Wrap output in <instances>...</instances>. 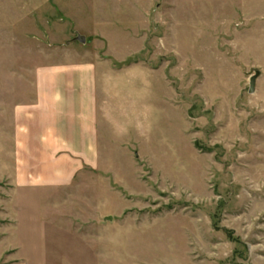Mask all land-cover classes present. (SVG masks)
I'll list each match as a JSON object with an SVG mask.
<instances>
[{"label": "rangeland", "instance_id": "rangeland-1", "mask_svg": "<svg viewBox=\"0 0 264 264\" xmlns=\"http://www.w3.org/2000/svg\"><path fill=\"white\" fill-rule=\"evenodd\" d=\"M82 59L102 162L21 189L3 151L0 264H264V0H0L3 150L35 70Z\"/></svg>", "mask_w": 264, "mask_h": 264}, {"label": "crops", "instance_id": "crops-1", "mask_svg": "<svg viewBox=\"0 0 264 264\" xmlns=\"http://www.w3.org/2000/svg\"><path fill=\"white\" fill-rule=\"evenodd\" d=\"M108 75L94 59L35 70L34 96L13 106L9 144L3 150L0 143L16 188H67L99 168Z\"/></svg>", "mask_w": 264, "mask_h": 264}, {"label": "water", "instance_id": "water-1", "mask_svg": "<svg viewBox=\"0 0 264 264\" xmlns=\"http://www.w3.org/2000/svg\"><path fill=\"white\" fill-rule=\"evenodd\" d=\"M75 41H79V42H82V43H85L86 42V38L85 36L83 35H77L75 38H74ZM258 73L253 75L252 78H251V81H250V92H254L255 90V85H256V79L258 77ZM109 219H111V217H109Z\"/></svg>", "mask_w": 264, "mask_h": 264}]
</instances>
